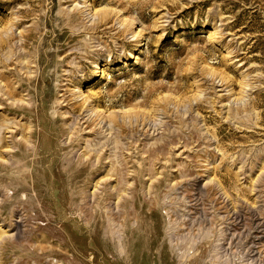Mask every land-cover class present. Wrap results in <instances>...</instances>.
<instances>
[{"label": "rangeland", "instance_id": "obj_1", "mask_svg": "<svg viewBox=\"0 0 264 264\" xmlns=\"http://www.w3.org/2000/svg\"><path fill=\"white\" fill-rule=\"evenodd\" d=\"M0 264H264V0H0Z\"/></svg>", "mask_w": 264, "mask_h": 264}, {"label": "bare ground", "instance_id": "obj_2", "mask_svg": "<svg viewBox=\"0 0 264 264\" xmlns=\"http://www.w3.org/2000/svg\"><path fill=\"white\" fill-rule=\"evenodd\" d=\"M110 12L108 10H99L97 13H94V15L97 16L98 22L100 23H106V21L108 20V16H109ZM125 21V20H124ZM124 21H122L121 25L124 24ZM128 24V23H127ZM138 34V32H136V35ZM140 34V33H139ZM138 34V35H139ZM91 110V109H90ZM93 112V110H92ZM106 116V115H105ZM116 115H114V113H110L109 115L106 116V118H110V117H114Z\"/></svg>", "mask_w": 264, "mask_h": 264}]
</instances>
